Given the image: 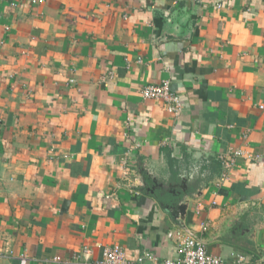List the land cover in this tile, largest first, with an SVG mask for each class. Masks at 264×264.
<instances>
[{
    "label": "crops",
    "instance_id": "1",
    "mask_svg": "<svg viewBox=\"0 0 264 264\" xmlns=\"http://www.w3.org/2000/svg\"><path fill=\"white\" fill-rule=\"evenodd\" d=\"M14 1L0 0V264L114 245L174 260L171 230L259 263L264 158L222 159L264 155V0ZM164 80L178 117L140 95Z\"/></svg>",
    "mask_w": 264,
    "mask_h": 264
},
{
    "label": "built area",
    "instance_id": "2",
    "mask_svg": "<svg viewBox=\"0 0 264 264\" xmlns=\"http://www.w3.org/2000/svg\"><path fill=\"white\" fill-rule=\"evenodd\" d=\"M8 1L11 6H16L14 0ZM31 4H41L44 0H29ZM113 78V73H107L102 79L108 81ZM140 95L145 100L161 101L165 105L167 113L173 117H178L182 110L183 105L179 96L171 91L170 83L168 80L162 81L158 85H145L140 91ZM243 158L246 160L258 161L264 158V155L250 154L247 151L241 149H235L231 152L230 159H222L223 165L228 169L234 159ZM202 229L206 227L202 225ZM168 238L174 239L177 243V254L178 257L174 260H157L152 254L144 253L141 257L137 258L135 262L128 261L123 249L114 245L112 247H106L102 250L100 259L89 260L87 257L85 260L76 261V264H223L222 260L216 256L209 254L205 246L193 236L184 233L181 230H171L167 234ZM84 253H88L84 250ZM55 261H60L59 258H55ZM243 258L238 257L235 264H242ZM21 261L25 263L26 258L21 256ZM257 264H264V256L261 261Z\"/></svg>",
    "mask_w": 264,
    "mask_h": 264
},
{
    "label": "water",
    "instance_id": "3",
    "mask_svg": "<svg viewBox=\"0 0 264 264\" xmlns=\"http://www.w3.org/2000/svg\"><path fill=\"white\" fill-rule=\"evenodd\" d=\"M165 16H167V13H165ZM179 21H180V19H179ZM165 36H167V37H165ZM161 37L159 36L160 39H161ZM163 38H171V39H174L176 37H174L173 35H164ZM187 206H188V201H184L183 203L181 202L178 205V212H179V214H181L182 217L185 214V210H186Z\"/></svg>",
    "mask_w": 264,
    "mask_h": 264
}]
</instances>
